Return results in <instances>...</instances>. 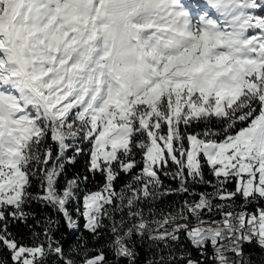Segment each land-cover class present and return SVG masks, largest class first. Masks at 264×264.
I'll return each mask as SVG.
<instances>
[{
	"label": "snow or ice",
	"instance_id": "snow-or-ice-1",
	"mask_svg": "<svg viewBox=\"0 0 264 264\" xmlns=\"http://www.w3.org/2000/svg\"><path fill=\"white\" fill-rule=\"evenodd\" d=\"M33 202L96 246L66 252L51 217L20 243ZM143 245L144 264L264 253V0H0V250L137 264Z\"/></svg>",
	"mask_w": 264,
	"mask_h": 264
},
{
	"label": "trees",
	"instance_id": "trees-1",
	"mask_svg": "<svg viewBox=\"0 0 264 264\" xmlns=\"http://www.w3.org/2000/svg\"><path fill=\"white\" fill-rule=\"evenodd\" d=\"M83 147L87 151L88 146L84 145ZM86 161H87L86 155L79 157L75 165H71L67 167V176L71 178L76 174H86ZM205 174L208 179H212V177L208 175L206 168H205ZM99 181H100L99 176H97L96 182H91V178H90V182L86 186L87 189L95 191L97 189ZM164 182L165 184L172 183L167 179H165ZM62 183L63 181H61V184ZM123 183H124V178L122 176L120 178L119 184H123ZM229 187H233V186L230 185ZM35 190L36 188L34 187L33 191ZM169 199L171 200V198ZM25 211L33 213L35 215V219L34 220L29 219L27 222L28 226L16 222L15 224L10 223V227H9V231H11L13 235L16 237V239L22 244L31 246L33 243L31 236L32 231L42 232L44 226V220L48 217H51L53 220L58 221L59 227L57 231L54 233V236L56 239H58L61 242L66 252L70 248V246L77 243L76 238L81 233H83V235L88 238L89 246H93V247L96 246V245H92L91 237L89 236V234L83 231L84 222L82 218H80V232L70 233L64 225L63 218L59 215V213L55 212L52 208L43 207L40 204L33 202L30 206L25 207ZM70 211H72L73 215L75 216V204L70 205ZM38 221L40 222L39 227L37 226ZM100 243L101 244L104 243L103 239H101ZM185 246L187 247L186 243ZM145 247L146 245L138 246L139 256L137 259V264H144L145 262L146 256L148 255V253L145 251ZM104 251L109 261H115L114 256L110 251H108L107 248H105ZM191 251H192V257L198 259L199 257L197 252L195 250H191ZM245 253L250 255L251 259L255 262V264H264V253H262L260 249L256 248L255 246H245ZM95 254L96 253H91V255H95ZM0 260H7V264H11L10 256L6 251L0 250ZM49 264H53L52 258L49 259ZM118 264H127V262L125 260H120Z\"/></svg>",
	"mask_w": 264,
	"mask_h": 264
},
{
	"label": "bare ground",
	"instance_id": "bare-ground-1",
	"mask_svg": "<svg viewBox=\"0 0 264 264\" xmlns=\"http://www.w3.org/2000/svg\"><path fill=\"white\" fill-rule=\"evenodd\" d=\"M70 233H74V232H70Z\"/></svg>",
	"mask_w": 264,
	"mask_h": 264
}]
</instances>
